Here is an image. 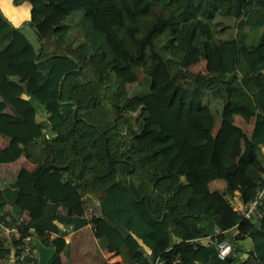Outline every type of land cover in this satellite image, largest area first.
<instances>
[{"label":"trees","instance_id":"16d2710c","mask_svg":"<svg viewBox=\"0 0 264 264\" xmlns=\"http://www.w3.org/2000/svg\"><path fill=\"white\" fill-rule=\"evenodd\" d=\"M26 1L38 45L0 10V163L22 154L33 165L0 187V210L27 214L54 246L46 264H61L65 246L49 233L87 222L120 258L104 264H264V202L256 223L229 202L263 180L264 0ZM232 26L259 38L244 44ZM200 57L204 72L191 71ZM156 65L166 76L152 84ZM33 101L44 120L22 112ZM241 108L249 132L233 122ZM215 179L222 189L209 188ZM71 187L79 196L66 197ZM207 234L247 236V255L219 258L197 240Z\"/></svg>","mask_w":264,"mask_h":264},{"label":"built area","instance_id":"2783aa9c","mask_svg":"<svg viewBox=\"0 0 264 264\" xmlns=\"http://www.w3.org/2000/svg\"><path fill=\"white\" fill-rule=\"evenodd\" d=\"M235 193L238 194V191L234 190L229 198L232 208L238 212L242 219L251 220L252 218H257L264 202V174L261 184L255 188L254 193L247 201H242L239 196L237 199ZM85 209L88 208H83L82 216L86 218ZM8 210H0V263L33 264L36 258L35 248L32 244V237L36 236L34 228L33 226L26 225L28 217L24 211L11 218V213H8ZM62 230L69 231L71 227L70 225H66ZM62 230L50 232L49 237H63L65 232ZM232 231V233H236L238 230L236 227H233ZM197 240L202 243L212 242L219 258L232 257L234 255L239 256V250L226 238L212 240L210 235L207 234L197 237ZM157 263L154 262L153 264Z\"/></svg>","mask_w":264,"mask_h":264},{"label":"crops","instance_id":"0c3cea01","mask_svg":"<svg viewBox=\"0 0 264 264\" xmlns=\"http://www.w3.org/2000/svg\"><path fill=\"white\" fill-rule=\"evenodd\" d=\"M5 10V12L7 13V16L4 14L3 10ZM16 8V9H22L23 12L25 11V16L28 18V13H29V5L28 2L26 0H0V10L3 13V15L9 20V18L11 19L12 25L14 26H18L21 25V21L19 22L20 18H18L17 14L14 13L12 11V8ZM26 18V20H27ZM19 19V20H18ZM10 21V20H9ZM19 22V23H17ZM17 23V24H15ZM200 59V58H199ZM197 61H200V60ZM195 61V62H197ZM204 61V60H203ZM193 62V63H195ZM189 64V69L191 70V66L192 64ZM204 65V63H203ZM203 71L199 72L202 73ZM264 72V70H263ZM36 102H31L26 108L23 109V113H27L29 111H32L34 114V117L36 118L37 121H42L46 118L45 116V112L43 109H41V107L37 106ZM247 117V124H246V120L244 117ZM233 122L238 125L239 127H241L245 132H249L251 125H252V114L250 113H245L243 112V109H240V112L238 113H234L233 114ZM218 124V120L215 121L214 124V128H216ZM43 131V129L41 130ZM7 143V137L3 134L0 133V147H3L5 144ZM264 145V143L260 144V151L262 152V154L264 155V152L262 150V146ZM23 155L20 154L16 159H14L13 161L10 162H2L0 163V187L10 183L14 177L15 171L19 168V167H25L27 169L31 168L33 165L32 162H30L29 160H23ZM210 182H215V184H217V182H220L219 179H215L212 180ZM209 184V183H208ZM75 188V187H71L70 189H68V191L65 193L66 197L68 198H73L76 197L75 195H72L70 193V191ZM218 188V187H217ZM235 197L238 199V194L235 193ZM87 227L88 228V232H82V233H78L82 228ZM64 241H65V246L64 248L59 252V257H60V261L61 264H97V262L99 261V264L101 263H107L106 261H117L120 260V258H114L113 260H109L107 259V254L109 255H113V253L111 251H105L103 249L98 248L97 243H96V239L92 234V229H91V224L86 223L83 226L77 228V229H71L69 231H66L64 234ZM76 241L78 242V247L79 249H84V247L82 246L84 242H91L94 243L95 245V249L98 253V256L93 257V258H83V259H78V258H72L69 259V255L67 254L68 250L66 251L65 247L69 244L72 243V248H73V242L76 243ZM76 250V248L74 249ZM242 254L244 255V251H242ZM118 255V254H117ZM105 257V258H103ZM114 257H116V254L114 255ZM120 257V256H119ZM175 258H173V261L177 259V255L174 256ZM101 258V259H100ZM157 264H163L161 262H158Z\"/></svg>","mask_w":264,"mask_h":264},{"label":"rangeland","instance_id":"374dc122","mask_svg":"<svg viewBox=\"0 0 264 264\" xmlns=\"http://www.w3.org/2000/svg\"><path fill=\"white\" fill-rule=\"evenodd\" d=\"M1 7H2V5H1ZM2 10H3V7H2ZM12 11L17 14L18 18H20V20L19 19L18 20H19V22L21 21V23L24 25L23 27L25 29V33L27 35V38L30 40V42L33 45H38V41H37L32 29L30 28L29 25H26V18L27 17L25 16L26 15L25 11L23 12L22 9L18 10V9H16L14 7L12 8ZM3 12L7 16V13L5 12V10H3ZM9 20L12 23L10 18H9ZM19 22H17V23H19ZM17 23H15V24H17ZM12 24H14V23H12ZM229 31L231 32L232 35H236L239 32L238 38L241 37L242 41L244 42V44L248 45V44L256 43V41L259 38L261 28H251V27L249 28V27L244 26V27H242V29L239 30V29H236V27L232 26ZM199 60L200 61H197V62L192 64L191 71L198 72V73L201 72V71L204 72V65H203L204 58L200 57ZM165 76H166V74L163 71V69L159 65H156L155 68L149 73L150 83H152V84L156 83V81L158 79L165 78ZM142 77H143V73L142 72H138L137 73L138 80H142ZM36 105L38 107L40 106L39 104H36ZM243 112L247 113L244 109H243ZM244 118H245L246 124H247V117L245 116ZM133 129L138 131L136 126L135 127L133 126ZM47 133H49V132H47ZM23 160L25 161L26 159L24 158ZM208 186L211 189L212 188H217V187L222 189L223 188V182H222V180H220V182H217V184H215V182H209ZM70 193L72 195L79 196V191L76 188H73L70 191ZM87 196H89V200L90 201H87V204H86L85 207L88 208V209H85L84 213L86 215L87 220H89L90 214H92V213H94L96 211V209H95L96 197L94 195H90V194H87ZM57 210L58 211H63L64 209H63L62 206H58ZM251 222L252 223H256L257 222L256 218H252ZM89 224H90V222H89ZM233 231H232V229H229L228 231H226L225 232V237L228 238V239L231 238V234H232ZM82 232H88V228L84 227L78 233H82ZM234 243L236 245V248L239 250V256H235L234 257L235 261H236V260H238L239 257H241V256L244 257V255L242 254V251H244V250H246V249H248L250 247V240H249V238L247 236H243L242 238H240L238 240H234ZM78 245H80V244H78V242L76 241V243L73 242V248H72V243L65 247L66 251L68 250L67 254L69 255V259H72V258H75V259L76 258H78V259L93 258V257L98 256V253H97V251L95 249L94 243L84 242L83 245H82L84 247V249H82V250L79 249ZM75 248H76V250H74ZM103 258H105V257H103ZM106 258L111 260V255L107 254ZM172 258H175V257H172ZM106 262L108 263L110 261H106ZM3 263L5 264V262H3ZM97 264H99V261L97 262Z\"/></svg>","mask_w":264,"mask_h":264},{"label":"water","instance_id":"95a60500","mask_svg":"<svg viewBox=\"0 0 264 264\" xmlns=\"http://www.w3.org/2000/svg\"><path fill=\"white\" fill-rule=\"evenodd\" d=\"M57 167H62L63 165L55 164ZM32 244L35 248L36 252V258L33 264H46L49 257L54 252V246L53 245H45L41 242V240L37 236L32 237ZM247 253L244 252V256H246ZM231 257H226L227 261H230ZM103 264V263H101Z\"/></svg>","mask_w":264,"mask_h":264},{"label":"bare ground","instance_id":"6f19581e","mask_svg":"<svg viewBox=\"0 0 264 264\" xmlns=\"http://www.w3.org/2000/svg\"><path fill=\"white\" fill-rule=\"evenodd\" d=\"M203 239V238H202Z\"/></svg>","mask_w":264,"mask_h":264}]
</instances>
